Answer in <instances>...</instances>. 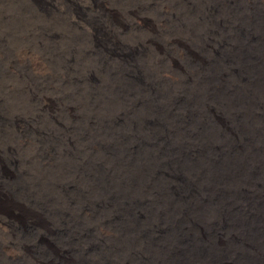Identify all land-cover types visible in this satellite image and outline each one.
<instances>
[{
	"label": "rangeland",
	"instance_id": "rangeland-1",
	"mask_svg": "<svg viewBox=\"0 0 264 264\" xmlns=\"http://www.w3.org/2000/svg\"><path fill=\"white\" fill-rule=\"evenodd\" d=\"M214 6H217V9ZM230 6L232 7L229 9ZM204 11L207 15L203 13ZM254 20L257 22L255 23ZM254 23L259 25L256 26ZM263 25L264 0H0V191L3 192V196L0 192V215L8 212L13 219L11 229L0 224V264H77V262L78 264H149L150 262V264H162L164 259L170 260L173 257H177L176 261L180 260L179 264H197L198 261H202V258L210 259L214 264H238L228 260V254L225 253L229 250L231 241L224 237L235 233L236 229L248 232L250 235H256L257 231L260 233L264 230V204H262L263 210L250 211L248 207L241 204V201L233 198L227 207L229 209L218 211L217 201L208 198L200 206L201 209L190 211L184 206L182 208L179 202L172 200L171 174L187 182L188 188L191 187L192 191L198 190H195L192 184L195 179L188 181V178L193 172L198 174V169L201 170L207 158L212 157L215 152L213 147L217 140H214L212 131L217 126L211 118L205 117V106L207 104L214 106L213 101H216L217 106L214 108L218 110V115L228 120L231 126L234 125V129L237 130L238 125L242 124L246 137L249 133L251 137L255 135L252 127L256 128L259 123H256L257 121H254L251 115L241 114L240 120L237 119L234 123L226 100H236L241 104L245 98L248 101L246 108L250 105L253 106L252 108L254 105L264 107L261 94L256 87L258 82L256 72L259 66L257 63H260V59L256 56L247 57L250 61L252 60L250 63L249 60L245 62L244 57H241L242 53L248 52L247 48L251 49V45L254 46L252 48L262 47ZM205 37L211 38L205 39ZM153 44H156L158 49ZM182 48L187 49L194 60L180 57ZM236 50L241 51V54ZM221 60H229L233 64L232 67L236 68L238 76L235 77V74H226V72L223 76L221 73L224 72L225 66ZM161 61L162 63H158ZM173 64L179 66L181 70H176ZM171 68H174L175 73L171 74L169 71ZM213 74L216 75L214 78H212ZM231 76L232 80L229 79ZM240 80L243 84H240ZM235 85L240 86L238 88ZM241 86L248 91L249 96L239 97L242 94L239 92V90L242 92ZM172 88L173 90H170ZM197 98H201L199 100L203 102H199ZM158 111L160 113H157ZM192 114H194L193 117ZM196 126L198 129L195 128ZM250 138L247 139L255 143L260 141V145L263 146L261 150H264V130L260 131L257 137L255 135L254 139ZM226 139L222 138L221 141L224 143ZM247 144L248 141L241 142V148L245 151L247 159L254 158L255 153L250 151V146ZM173 147L177 149L174 150ZM191 156L192 159L193 157L196 159L192 160ZM249 163V169L247 168L249 176L254 180L259 178L261 181L259 183L262 184L264 169L254 164V161ZM193 165L197 168H192ZM209 166L210 163L205 166L206 169H209ZM134 171L140 174L132 175ZM160 176L162 178H159ZM164 176L171 180L166 178L168 181H165ZM158 179L159 184H156ZM198 179H200L199 175ZM211 179V176H207L203 185L209 186ZM138 182H142L141 185ZM149 191H152V194ZM183 191L182 188L180 192L184 193ZM148 192L149 196H147ZM165 192L169 194L165 195ZM240 193L247 195V193ZM172 202V207L176 205L174 209L171 207ZM168 206L171 208L168 209ZM170 209L173 210L169 212ZM180 209H184L186 213H181ZM143 212L146 217L148 216L147 218ZM166 214L169 215L168 218ZM239 215L241 217H237ZM175 216L179 219L177 220ZM151 217L154 218L150 219ZM128 218L131 220L129 221ZM170 218H174L176 222ZM254 222H257L256 225ZM141 225L145 228H141ZM104 228H112L113 232L106 234ZM179 229L181 233L177 232L180 231ZM195 230L200 234L193 235L196 234ZM111 234L113 239L110 238ZM179 241L180 243H177ZM147 242L151 245L148 243V246ZM180 245L183 248L181 254L171 257L169 250ZM118 246H120L119 249ZM221 249L226 251L222 252Z\"/></svg>",
	"mask_w": 264,
	"mask_h": 264
},
{
	"label": "bare ground",
	"instance_id": "bare-ground-1",
	"mask_svg": "<svg viewBox=\"0 0 264 264\" xmlns=\"http://www.w3.org/2000/svg\"><path fill=\"white\" fill-rule=\"evenodd\" d=\"M99 1V0H98ZM210 1V0H209ZM221 1V0H220ZM245 1V0H244ZM95 2V1H94ZM205 2V1H204ZM207 2V1H206ZM218 2V1H217ZM216 2V3H217ZM227 2V1H226ZM233 2V1H232ZM98 3V2H97ZM210 3V2H209ZM208 3V4H209ZM220 3V2H219ZM219 3H217V4H219ZM242 3V2H241ZM261 3V2H260ZM28 4H30V3H28ZM38 4V3H37ZM199 4V3H198ZM216 4V5H217ZM87 6H88V4H86ZM104 5V4H103ZM165 5V4H164ZM205 5V4H204ZM221 5V4H220ZM230 5H234V4H230ZM239 5V4H238ZM237 5V6H238ZM257 5V4H256ZM212 6H213V3H212ZM222 6V5H221ZM220 6V7H221ZM236 6V7H237ZM240 6V5H239ZM144 7V6H143ZM215 7V6H214ZM217 7V6H216ZM215 7V8H216ZM219 7V6H218ZM232 6H230L229 7V9L231 8ZM235 7V8H236ZM254 7V6H253ZM93 8V7H92ZM222 8V7H221ZM225 8V7H224ZM251 8H252V6H251ZM95 9H96V7H95ZM108 9V8H107ZM169 9V8H168ZM217 9V8H216ZM218 9H220V8H218ZM212 10V9H211ZM248 10H249V8H248ZM29 11V10H28ZM35 11V10H34ZM38 11V10H37ZM206 11V10H205ZM205 11L203 12V13H205ZM218 11V10H217ZM247 11V10H246ZM33 12V11H32ZM89 12H90V10H89ZM88 12V13H89ZM113 12V11H112ZM134 12V11H133ZM139 12V11H138ZM225 12V11H224ZM223 12V13H224ZM227 12V11H226ZM236 12V11H235ZM241 12V11H240ZM255 12V11H254ZM256 12H258V11H256ZM260 12V11H259ZM258 12V13H259ZM75 13V12H74ZM91 13V12H90ZM96 13V12H95ZM209 14H210V12H208ZM221 13V12H220ZM245 13V12H244ZM45 14V13H44ZM60 14V13H59ZM138 14V13H137ZM163 14V13H162ZM166 14V13H165ZM206 15H207V13H205ZM214 14V13H213ZM213 14H211V15H213ZM51 15V14H50ZM77 15H79L78 13H77ZM127 15H129V13L127 14ZM126 15V16H127ZM144 15V14H143ZM164 15V14H163ZM215 15V14H214ZM217 15H219V14H217ZM238 15V14H237ZM242 15V14H241ZM246 15H247V13H246ZM258 15V14H257ZM261 15V14H260ZM110 16H111V14H110ZM109 16V17H110ZM124 16V15H123ZM136 16V15H135ZM138 16V15H137ZM245 15H243V17H244ZM248 16V15H247ZM78 17V16H77ZM105 17V16H104ZM142 17V16H141ZM219 18H221L220 16H218ZM228 17V16H227ZM233 17V16H232ZM242 17V16H241ZM246 17V16H245ZM259 17V16H258ZM6 18V17H5ZM102 18V17H101ZM114 18V17H113ZM112 18V19H113ZM124 18V17H123ZM130 18H131V16H130ZM139 18H140V16H139ZM147 18V17H146ZM205 18H207V17H205ZM216 18H217V16H216ZM216 18H215V20H216ZM225 18V17H224ZM224 18H223V20H224ZM257 18V17H256ZM262 18V17H261ZM86 19V18H85ZM105 19H106V17H105ZM149 19V18H148ZM200 19V18H199ZM214 19V18H213ZM251 19H254V18H251ZM260 19V18H259ZM258 19V20H259ZM83 20V19H82ZM89 20V19H88ZM103 20V19H102ZM115 20V19H114ZM158 20V19H157ZM169 20V19H168ZM214 20V21H215ZM217 20H219V19H217ZM230 20V19H229ZM228 20V21H229ZM231 20H233V18L231 19ZM250 20V19H249ZM257 20V19H256ZM256 20H254L255 21V23L258 21H256ZM17 21V20H16ZM80 21V20H79ZM98 21V20H97ZM104 21V20H103ZM122 21V20H121ZM161 21V20H160ZM163 21V20H162ZM7 22V21H6ZM21 22V21H20ZM34 22V21H33ZM48 22V21H47ZM90 22V21H89ZM91 22H93V21H91ZM108 22H109V20H108ZM164 22H166V21H164ZM210 22V21H209ZM219 22H221V20H219ZM226 22H227V20H226ZM238 22V21H237ZM81 23V22H80ZM101 23V22H100ZM144 23V22H143ZM234 23H236V22H234ZM248 23V22H247ZM252 23V22H251ZM254 23V24H255ZM259 23V22H258ZM261 23V22H260ZM35 24V23H34ZM86 24V23H85ZM91 24V23H90ZM134 23H132V25H133ZM208 24V23H207ZM239 24V23H238ZM237 24V25H238ZM249 24V23H248ZM96 25V24H95ZM127 26H128V23L126 24ZM132 25H130L129 24V26H132ZM256 25V24H255ZM257 25H259V24H257ZM256 25V26H257ZM92 26V25H91ZM90 26V27H91ZM94 26V25H93ZM264 26V25H263ZM35 27V26H34ZM261 27V26H260ZM73 28V27H72ZM149 28V27H148ZM218 28V27H217ZM220 28V27H219ZM238 28V27H237ZM258 28V27H257ZM88 29V28H87ZM95 29V28H94ZM108 29V28H107ZM145 29H146V27H145ZM206 29H209V28H206ZM206 29H205V31H206ZM253 29V28H252ZM255 29V28H254ZM20 30V29H19ZM43 30V29H42ZM185 30H187V28L185 29ZM221 30V29H220ZM223 30V29H222ZM259 30H260V28H259ZM55 31V30H54ZM80 31V30H79ZM87 31H91V30H87ZM213 31V30H212ZM214 31H216V30H214ZM86 32V31H85ZM122 32V31H121ZM124 32V31H123ZM211 32V31H210ZM218 32V31H217ZM246 32H248V31H246ZM261 32V31H260ZM28 33V32H27ZM106 33H108V32H106ZM142 33V32H141ZM261 33H263V32H261ZM260 33V34H261ZM218 34V33H217ZM108 35V34H107ZM213 35V34H212ZM154 36V35H153ZM163 36V35H162ZM215 36V35H214ZM60 37V36H59ZM78 37V36H77ZM92 37V36H91ZM150 37V36H149ZM156 37H158L157 35H156ZM160 37V36H159ZM101 38V37H100ZM171 38V37H170ZM208 38H211V37H208ZM207 37H205V39H208ZM214 38H217V37H214ZM219 38V37H218ZM93 39V38H92ZM152 39V38H151ZM157 39V38H156ZM155 39V40H156ZM179 39H180V37H179ZM261 39V38H260ZM88 40V39H87ZM91 40V39H90ZM101 40V39H100ZM106 40V39H105ZM113 40V39H112ZM150 40V39H149ZM153 40V39H152ZM151 40V41H152ZM160 40V39H159ZM189 40V39H188ZM142 41H143V39H142ZM156 41H158V40H156ZM173 41V40H172ZM257 41V40H256ZM144 42H146L145 40H144ZM188 42V41H187ZM194 42V41H193ZM223 42V41H222ZM202 43V42H201ZM219 43V42H218ZM260 43V42H259ZM94 44V43H93ZM200 44V43H199ZM48 45H50V44H48ZM55 45V44H54ZM95 45V44H94ZM154 45V47L156 48V49H158V47H157V45L156 44H153ZM172 45V44H171ZM234 45H235V43H234ZM241 45V44H240ZM51 46V45H50ZM57 46V45H56ZM114 46H116V45H114ZM114 46H113V48H114ZM119 46V45H118ZM184 46V45H183ZM220 46V45H219ZM250 46V45H249ZM41 47V46H40ZM77 47V46H76ZM94 47V46H93ZM171 47V46H170ZM177 47V46H176ZM252 47H254L253 45H251V49L249 50V48H247L248 49V52H246V53H240L241 51H239V50H236V52L237 53H240L241 54V57H244V59H245V62L246 61H248L249 60V58L250 57H252V56H256L258 59H260V63H257V64H259V66H258V73L256 72V80L258 81L257 82V89H258V92L261 94V97H262V104L264 105V44L262 45V47H259V48H252ZM67 48V47H66ZM165 48V47H164ZM180 48V47H179ZM244 48V47H243ZM103 49V48H102ZM105 49V48H104ZM123 49V48H122ZM181 49V48H180ZM223 49V48H222ZM230 49H232V47H230ZM3 50V49H2ZM29 50V49H28ZM82 50V49H81ZM110 50V49H109ZM162 50V49H161ZM160 50V51H161ZM168 50V49H167ZM229 50V49H228ZM122 51V50H121ZM178 51V50H177ZM181 51V50H180ZM179 51V52H180ZM222 51V50H221ZM101 52V51H100ZM111 52H113V51H111ZM158 52V51H157ZM156 52V53H157ZM102 53V52H101ZM162 53V52H161ZM172 53V52H171ZM178 53V52H177ZM195 53V52H194ZM236 53V55H237V58H238V54ZM109 54V53H108ZM223 54V53H222ZM244 54V55H243ZM121 55H122V53H121ZM181 55L182 56H180V57H184V58H186V59H191V60H194L193 58V56H192V54L187 50V49H184V48H182V52H181ZM109 56V55H108ZM112 56V55H111ZM114 56V55H113ZM167 56V55H166ZM174 56H175V54H174ZM173 56V57H174ZM196 56V55H195ZM213 56V55H212ZM230 56V55H229ZM38 57V56H37ZM63 57V56H62ZM172 57V56H171ZM197 57V56H196ZM240 57V58H241ZM247 57H249V58H247ZM165 58V57H164ZM163 58V59H164ZM253 58V57H252ZM33 59V58H32ZM44 59V58H43ZM74 59V58H73ZM115 59V58H114ZM239 59V58H238ZM156 60V59H155ZM176 60V59H175ZM5 61V60H4ZM115 61H117L116 59H115ZM169 61H170V59H169ZM182 61V60H181ZM222 62H223V65L225 66V69H224V72L223 73H221L223 76H225L226 74H229V73H231V74H235L234 76L235 77H237L238 76V74H237V72H236V68H234V67H232V63L228 60H221ZM252 61V60H251ZM251 61L249 60V62L251 63ZM37 62V61H36ZM67 62V61H66ZM174 62V61H173ZM173 62H171V64L173 63ZM176 62V61H175ZM158 63H162V61L161 62H158ZM182 63V62H181ZM221 63V62H220ZM254 63V62H253ZM8 64V63H7ZM166 64H168V62L166 63ZM215 64H216V62L214 63V66H215ZM222 64V63H221ZM9 65V64H8ZM187 65V64H186ZM185 65V66H186ZM248 65V64H247ZM246 65V66H247ZM48 66V65H47ZM55 66V65H54ZM75 66V65H74ZM173 66H174V68H176V70L177 69H179V70H181L180 69V67L179 66H177L176 64H173ZM244 66V65H243ZM187 67V66H186ZM216 67V66H215ZM237 67V66H236ZM174 68H171V70H169V71H171V74L172 73H175L174 71ZM206 68V67H205ZM217 68H218V66H217ZM159 69V68H158ZM188 69V68H187ZM201 69V68H200ZM211 69V68H210ZM253 69V68H252ZM43 70H44V68H43ZM73 70V69H72ZM86 70V69H85ZM137 70V69H136ZM186 70V69H185ZM254 70V69H253ZM14 71V70H13ZM42 71V70H41ZM193 71V70H192ZM216 71V70H215ZM39 73V71H36V73ZM138 72V71H137ZM161 71H159V73H160ZM198 73H199V71H197ZM204 72H205V70H204ZM207 72V71H206ZM225 72H226V74H225ZM254 72V71H253ZM44 73V72H43ZM75 73V72H74ZM105 73V72H104ZM153 73V72H152ZM6 74V73H5ZM39 74H41V73H39ZM45 74V73H44ZM44 74H42V75H44ZM63 74V73H62ZM187 74H188V72H187ZM197 74V73H196ZM212 74V73H211ZM29 75V74H28ZM183 75H184V73H183ZM208 75V74H207ZM206 75V76H207ZM210 75V74H209ZM214 75V74H213ZM12 76V75H11ZM41 76V75H40ZM71 76V75H70ZM165 76V75H164ZM195 76V75H194ZM216 75H214V76H212V78H214ZM222 76V77H223ZM64 77V76H63ZM142 77V76H141ZM200 77V76H199ZM73 78V77H72ZM177 78V77H176ZM217 78V77H216ZM221 78V77H220ZM245 78V77H244ZM14 79V78H13ZM142 79H143V77H142ZM210 79V78H209ZM229 79H231L232 80V76H231V78H229ZM229 79H228V81H229ZM5 80V79H4ZM47 80V79H46ZM167 80V79H166ZM176 80H179V79H176ZM231 80H230V82H231ZM235 80V79H234ZM239 80V79H238ZM199 81V80H198ZM197 81V82H198ZM121 82V81H120ZM148 82H149V80H148ZM172 82V81H171ZM236 83H237V81H235ZM17 83V82H16ZM132 83V82H131ZM159 83V82H158ZM166 83V82H165ZM173 83V82H172ZM171 83V84H172ZM185 83V82H184ZM234 83V82H233ZM151 84V83H150ZM160 84V83H159ZM170 84V83H169ZM170 84V85H171ZM174 84V83H173ZM240 84H243V81L242 80H240ZM3 85V84H2ZM41 85V84H40ZM66 85V84H65ZM174 85H177V83L176 84H174ZM179 85V84H178ZM215 85V84H214ZM222 85V84H221ZM230 85V84H229ZM249 85H251V84H249ZM60 86H62V85H60ZM151 86V85H150ZM149 86V87H150ZM186 86V85H185ZM227 86V85H226ZM238 86H240V85H238ZM238 86H236L235 85V87H238ZM252 86V85H251ZM31 87V86H30ZM34 87V86H33ZM173 87H175V86H173ZM178 87V86H177ZM177 87H175V88H177ZM194 87V86H193ZM53 88V87H52ZM62 88V87H61ZM239 88V87H238ZM158 89H160V88H158ZM182 89H184V88H182ZM189 89V88H188ZM240 89H242V92H241V90H239V92H240V98H244V96H249L248 94V91L244 88V87H240ZM140 90V89H139ZM138 90V91H139ZM169 90V89H168ZM170 90H173V88L172 89H170ZM177 90V89H176ZM231 90V89H230ZM186 91V90H185ZM218 90H216V92H217ZM203 92V91H202ZM35 94V93H34ZM195 94H197V93H195ZM208 94V93H207ZM230 94H231V92H230ZM237 94V93H236ZM101 95V94H100ZM114 95V94H113ZM148 95V94H147ZM167 95V94H166ZM175 95V94H174ZM178 95H179V93H178ZM200 95V94H199ZM223 95V94H222ZM228 95V94H227ZM201 96H202V94H201ZM205 96H209V95H205ZM230 96V95H229ZM229 96H227V97H229ZM146 97V96H145ZM169 97V96H168ZM171 97V96H170ZM180 97V96H179ZM181 97H183V95L181 96ZM193 97V96H192ZM210 97H212V96H210ZM209 97V99H211ZM214 97V96H213ZM224 97V96H223ZM226 97V98H227ZM232 97V96H231ZM31 98V97H30ZM166 98V97H165ZM202 98V97H201ZM201 98H197L198 100L199 99H201ZM26 99V98H25ZM37 99V98H36ZM62 99V98H61ZM189 99V98H188ZM205 99V98H204ZM216 99V98H215ZM235 99V98H234ZM148 100V99H147ZM190 100V99H189ZM217 100V99H216ZM221 100H223V99H221ZM245 100V101H244ZM244 100L242 101L243 103H241L240 104V102L239 103H237V101L235 100V101H233L232 99H228V100H226V104H228L227 106H228V108H226L225 107V109H228V110H230L229 112H230V115H231V117H232V120H234V123H236L237 121V119H239L240 120V114L241 115H246V116H250L251 115V118L252 119H254V121H257L256 123H259V124H257V126H256V128H253L252 127V129L254 130V134L256 135V137H257V135L258 134H260V131L262 132L263 130H264V107H262V106H260V107H257L256 105H254V108H252L253 106L252 105H250V107H245L246 105H247V103H248V101H247V99H245L244 98ZM177 101V100H176ZM181 101V100H180ZM202 100H199V102H201ZM206 101H208V100H206ZM205 101V102H206ZM211 101V100H210ZM161 102H162V100H161ZM169 102V101H168ZM190 102V101H189ZM203 102V101H202ZM251 102V101H250ZM249 102V103H250ZM144 102L142 101V104H143ZM154 103V102H153ZM198 103V102H197ZM212 103H214V106H217V105H215V103H216V101H213ZM218 103V102H217ZM219 103H220V100H219ZM222 103V102H221ZM14 104V103H13ZM204 104V103H203ZM223 104V103H222ZM239 104V105H238ZM243 104V105H242ZM9 105V104H8ZM169 105V104H168ZM168 105H166V106H168ZM187 105V104H186ZM206 105V104H205ZM84 106V105H83ZM93 106V105H92ZM102 106V105H101ZM160 106V105H159ZM174 106V105H173ZM184 107H185V105H183ZM187 106H189V105H187ZM204 106V105H203ZM214 106L212 105V104H207V106H205V117H206V119H212L213 121H214V124L216 123V126H217V128L216 127H214V131H212L213 132V134H214V140H217V142H216V144L214 145V147H213V149H214V151L215 152H213L214 154H213V156L212 157H210V158H207V160H206V163H207V161H209L208 162V164L210 163V166H211V168H210V166L208 167L209 169H206V167L205 166H207L206 165V163L204 164L203 162H202V164H204L205 166L203 167L204 168V170H203V168L201 169V170H199L198 169V174H195L194 172L192 173V174H189L190 175V178H188V181H189V179L190 180H193V179H195V180H193V182L194 183H192L194 186H195V190H197V191H192L191 190V187L190 188H188V185L185 183V181L184 180H182L179 176H172V174H171V178L173 179V183L171 182V192H172V197H173V199L172 200H174L175 202H179V204L182 206V208H183V206L185 207V208H187L188 210H192V209H195L196 211H198L197 209H199L200 208V206L201 205H203L204 203H205V201H206V199L208 200V198L209 199H211V200H213V201H217V205L219 206L218 208V211H222L223 209H229V208H227V207H229V202L234 198V199H238L239 201H241L242 203L241 204H243L244 206H246V207H248L249 208V210L250 211H252V210H263V205L262 204H264V185L263 186H261L262 184H264V182H262V184H260L259 182H261V181H259V178L258 179H253L252 177H250L249 176V174H248V165H250V163L249 162H251V161H254L255 163L254 164H257V166H259L260 168H263L264 169V150H261V146L262 145H260V141H258L259 143H255L254 141H250V140H248L247 138H250L251 136V133H249L248 135H247V137L245 136V133H244V131H245V128H244V126L242 125V124H240V126L238 125V127H237V130H236V128L234 129L233 127H234V125L233 126H231L230 125V122H228V120H224V118L223 117H221V116H219L218 115V110H215V108H214ZM221 106V105H220ZM17 107V106H16ZM171 106H169V108H170ZM194 107H196V106H194ZM257 107V108H256ZM169 108H167V109H169ZM220 109H221V107H219ZM218 108V109H219ZM222 108H223V106H222ZM200 109H201V107H200ZM20 110V109H19ZM202 110V109H201ZM155 111V110H154ZM183 111V110H182ZM197 111V110H196ZM4 112H5V110H4ZM22 112V111H21ZM161 112H163V111H161ZM198 112V111H197ZM203 112V111H202ZM29 113V112H28ZM157 113H160L159 111L157 112ZM221 113H223V112H221ZM175 114H176V112H175ZM191 114V113H190ZM200 114V113H199ZM225 114V113H224ZM99 115V114H98ZM176 115H178V114H176ZM179 115H181V114H179ZM189 115V114H188ZM193 115L194 114H192V117H193ZM201 115V114H200ZM62 116V115H61ZM140 116H143V115H140ZM158 116V115H157ZM199 115H197V117H198ZM226 116V115H225ZM243 116V117H244ZM58 117V116H57ZM135 117V116H134ZM196 117V118H197ZM34 118V117H33ZM90 118H92V117H90ZM136 118V117H135ZM140 118H142V117H140ZM139 118V119H140ZM169 118V117H168ZM191 118V117H190ZM245 118V117H244ZM139 119H138V121H139ZM195 119V118H194ZM243 118L241 117V120H242ZM26 120V119H25ZM52 120V119H51ZM50 120V121H51ZM142 120H143V118H142ZM153 120V119H152ZM167 120V119H166ZM248 120V119H247ZM246 120V121H247ZM40 122V121H39ZM131 122V121H130ZM158 122V121H157ZM177 122V121H176ZM179 122V121H178ZM184 122V121H183ZM187 122V121H186ZM186 122H184V123H186ZM201 122H202V120H201ZM210 122V121H209ZM98 123V122H97ZM132 123V122H131ZM181 123V122H180ZM1 124V123H0ZM127 124V123H126ZM142 124V123H141ZM183 124V123H182ZM238 124V123H237ZM250 124V123H249ZM31 125V124H30ZM105 125V124H104ZM134 125V124H133ZM140 125V124H139ZM188 125H189V123H188ZM206 125H209V124H206ZM251 125H252V123H251ZM251 125H249V126H251ZM28 126V125H27ZM136 126V125H135ZM138 126V125H137ZM148 126V125H147ZM187 126V125H186ZM195 126V125H194ZM198 126V125H197ZM197 126L195 127V128H197ZM200 126H201V124H200ZM205 126V125H204ZM255 126V125H254ZM139 127V126H138ZM161 127H162V125H161ZM183 127H185V126H183ZM202 127V126H201ZM145 128V127H144ZM175 128V127H174ZM202 128H205V127H202ZM5 129V128H4ZM136 129V128H135ZM134 129V130H135ZM168 129V128H167ZM179 129V128H178ZM186 129V128H185ZM198 129V128H197ZM206 129V128H205ZM149 130V129H148ZM151 130V129H150ZM181 130V129H180ZM188 130H190V129H188ZM188 130H187V132H188ZM164 131V130H163ZM168 131V130H167ZM198 130H196V132H197ZM209 131V130H208ZM77 132V131H76ZM112 132V131H111ZM150 132V131H149ZM170 132H172V131H170ZM170 132H168V134L170 133ZM253 132V131H252ZM80 133V132H79ZM67 134H69V133H67ZM166 136H168L167 134H165ZM172 135V134H171ZM186 135V134H185ZM193 135V134H192ZM255 135H253V137L255 136ZM148 136V135H147ZM154 136V135H153ZM159 136V135H158ZM164 136V135H163ZM9 137V136H8ZM155 137V136H154ZM156 137H157V135H156ZM188 137V136H187ZM198 137V136H197ZM209 137V136H208ZM253 137H251L252 139H254ZM260 137V136H259ZM133 138V137H132ZM143 138H145L144 136H143ZM151 138V137H150ZM176 138V137H175ZM181 138V137H180ZM222 138H227L226 140H225V142L223 143L222 141H221V139ZM250 138V139H251ZM261 138H263V137H261ZM53 139V138H52ZM135 139V138H134ZM148 139V138H147ZM152 139V138H151ZM247 139V140H246ZM39 140V139H38ZM87 140V139H86ZM140 140V139H139ZM142 140V139H141ZM145 140V139H144ZM181 140H182V138H181ZM49 141V140H48ZM136 141V140H135ZM165 141V140H164ZM172 141V140H171ZM170 141V143H172ZM175 141V140H174ZM177 141V140H176ZM187 141V140H186ZM186 141H184L185 143H186ZM205 141V140H204ZM246 142V141H248V144H249V146H250V151L252 152L253 151V153H255V157L254 158H248L247 159V155H246V153H245V151L241 148V142L243 143V142ZM167 142V141H166ZM169 142V141H168ZM105 143V142H104ZM136 143V142H135ZM188 143V142H187ZM203 143V142H202ZM226 143V144H225ZM62 144V143H61ZM88 144V143H87ZM90 144H92V143H90ZM143 144H145V143H143ZM196 144H198V143H196ZM247 144V145H248ZM263 144V143H262ZM165 145V144H164ZM164 145H162V146H164ZM182 145H183V143H182ZM190 145V144H189ZM193 145V144H192ZM131 146V145H130ZM162 146L160 147V148H162ZM167 146V145H166ZM169 146H170V144H169ZM177 146V145H176ZM61 147V146H60ZM149 147V146H148ZM183 147V146H182ZM185 147H187V145L185 146ZM190 147V146H189ZM188 147V148H189ZM196 147V146H195ZM194 147V148H195ZM84 148V147H83ZM132 148V147H131ZM156 148V147H155ZM169 148V147H168ZM174 148V147H173ZM177 148H178V146H177ZM177 148H174V150L175 149H177ZM187 148V149H188ZM262 148H263V146H262ZM39 149V148H38ZM70 149V148H69ZM87 149V148H86ZM152 149V148H151ZM157 149V148H156ZM164 149V148H163ZM184 149V148H183ZM135 150V149H134ZM170 150V149H169ZM180 150V149H179ZM178 150V151H179ZM246 150V149H245ZM153 151V150H152ZM173 151V150H172ZM186 151V150H185ZM196 151V150H195ZM155 152V151H154ZM153 152V153H154ZM112 153V152H111ZM151 153V152H150ZM170 153V152H169ZM176 153H177V150H176ZM43 154V153H42ZM59 154V153H58ZM62 154V153H61ZM97 154V153H96ZM165 154V153H164ZM175 154V153H174ZM114 155V154H113ZM177 155H179V153L177 154ZM210 155V154H209ZM208 155V156H209ZM26 156V155H25ZM42 156V155H41ZM161 156V155H160ZM204 156H207V155H205L204 154ZM252 156V155H251ZM116 157V156H115ZM167 156H165V158H166ZM260 157H262L263 159H261ZM122 158V157H121ZM161 158V157H160ZM162 158H164L163 156H162ZM185 158V157H184ZM183 158V159H184ZM187 158V157H186ZM203 158V157H202ZM260 158V159H259ZM29 159V158H28ZM153 159V158H152ZM188 159H189V157H188ZM191 159H192V156H191ZM193 159H196V158H194L193 157ZM192 159V160H193ZM200 159V158H199ZM198 159V160H199ZM259 159V160H258ZM36 160V159H35ZM127 160V159H126ZM82 161V160H81ZM120 161V160H119ZM118 161V162H119ZM182 161V160H181ZM180 161V162H181ZM188 161H190V159L188 160ZM203 161V160H202ZM114 162V161H113ZM127 162V161H126ZM186 162V161H185ZM200 162V161H199ZM199 162H197V163H199ZM32 163V162H31ZM121 163V162H120ZM156 163H157V161H156ZM187 163V162H186ZM197 163H195V164H197ZM177 164V163H176ZM179 164V163H178ZM181 164V163H180ZM188 165H190L189 163H187ZM193 164V163H192ZM200 164V163H199ZM247 164V165H246ZM26 165V164H25ZM183 165V164H182ZM171 166V165H170ZM199 166H201V164L199 165ZM90 167V166H89ZM136 167V166H135ZM151 167V166H150ZM175 167V166H174ZM195 167V165H193V167L192 168H194ZM250 167V166H249ZM31 168V167H30ZM37 168V167H36ZM132 168V167H131ZM137 168V167H136ZM176 168V167H175ZM185 168V167H184ZM195 168H197V167H195ZM248 168V169H247ZM251 168V167H250ZM41 169V168H40ZM135 169V168H134ZM138 169V168H137ZM137 169H136V171H137ZM152 169V168H151ZM173 169V168H172ZM140 170H142V169H140ZM177 170V169H176ZM51 171V170H50ZM53 171V170H52ZM139 171V170H138ZM144 171H145V169H144ZM150 171V170H149ZM162 171V170H161ZM178 171V170H177ZM177 171H175V172H177ZM189 171V170H188ZM236 171V172H235ZM42 172V171H41ZM131 172V171H130ZM140 172V171H139ZM138 172V173H139ZM187 172V171H186ZM226 172V173H225ZM235 172V173H234ZM238 172V174H236ZM36 173V172H35ZM126 173V172H125ZM137 173V172H132V175H135V174ZM137 173V174H138ZM150 173V172H149ZM173 173V172H172ZM256 173V172H255ZM140 174V173H139ZM169 174V175H170ZM178 174V173H177ZM187 174H188V172H187ZM243 174V175H242ZM262 174V173H261ZM33 175V174H32ZM75 175V174H74ZM126 175V174H125ZM141 175H143V174H141ZM151 175V174H150ZM154 175V174H153ZM166 176H168V174H165ZM198 175H199V178L200 179H198ZM43 176V175H42ZM114 176V175H113ZM130 176V175H129ZM136 176H138V175H136ZM155 176H156V174H155ZM166 176H164L165 177V179L167 178ZM207 176H211V184L209 185V186H205V185H203L204 184V179L207 177ZM258 176V175H257ZM3 177H5V176H3ZM7 177V176H6ZM11 177V176H10ZM16 177V176H15ZM135 177V176H134ZM141 177V176H140ZM157 177V176H156ZM168 177H170V176H168ZM256 177V176H255ZM264 177V176H263ZM73 178V177H72ZM115 178H117V177H115ZM128 178V177H127ZM159 178H162L161 176L159 177ZM171 178H167V179H169V180H171ZM187 178V177H186ZM192 178V179H191ZM222 178H224V179H226L225 181L223 180V181H221L220 179H222ZM19 179V178H18ZM155 179V178H154ZM165 180V181H168V180ZM114 180V179H113ZM130 180V179H129ZM148 180V179H147ZM163 180V179H162ZM209 180V179H208ZM216 180H220V181H216ZM67 181V180H66ZM117 181V180H116ZM122 181V180H121ZM127 181V180H126ZM146 181V180H145ZM144 181V182H145ZM152 181V180H151ZM156 181V180H155ZM33 182V181H32ZM31 182V183H32ZM38 182V181H37ZM83 182V181H82ZM99 182V181H98ZM125 182V181H124ZM162 182H164V180L162 181ZM199 182V186H197V183ZM15 183V182H14ZM13 183V184H14ZM72 183V182H71ZM128 183V182H127ZM139 183V182H138ZM141 183L142 182H140L139 183V185H141ZM154 183V182H153ZM152 183V184H153ZM37 184H39V183H37ZM122 184V183H121ZM156 184H159V179H158V183H156ZM156 184H153L154 186H156ZM189 185H190V183H188ZM35 185V184H34ZM68 185V184H67ZM138 185V186H139ZM143 185H144V183H143ZM142 185V187H144ZM150 185V184H149ZM161 185V184H160ZM1 186V185H0ZM94 186V185H93ZM120 186V185H119ZM125 186V185H124ZM137 186V187H138ZM151 186V185H150ZM149 186V187H150ZM116 187H117V185H116ZM130 187V186H129ZM129 187H127V188H129ZM137 187H136V189H137ZM153 187V186H152ZM156 187H158V186H156ZM168 187H169V185H168ZM62 188V187H61ZM125 188V187H124ZM159 188V187H158ZM161 188V187H160ZM183 188V192L184 193H182V192H180L181 191V189ZM1 189V188H0ZM78 189V188H77ZM135 189V188H134ZM145 189V188H144ZM143 189V190H144ZM147 189V188H146ZM154 190L153 191H155V188H153ZM166 189V188H165ZM168 189V188H167ZM42 190V189H41ZM116 190H120V189H116ZM43 191V190H42ZM54 191V190H53ZM75 191V190H74ZM130 192H131V190H129ZM162 191H163V189H162ZM165 191H168V190H165ZM1 192V191H0ZM34 192V191H33ZM146 192V191H145ZM145 192H143V193H145ZM151 194H152V191H149ZM148 192V193H149ZM169 192V191H168ZM168 192H165V195L168 193ZM240 192H242V194L243 193H247V195L245 194V195H241V193ZM3 192H1V194H2ZM5 193V192H4ZM71 193V192H70ZM118 193V192H117ZM140 193H141V191H140ZM147 193V192H146ZM150 193L147 195V196H149L150 195ZM154 193V192H153ZM160 193V192H159ZM158 193V194H159ZM59 194V193H58ZM80 194V193H79ZM100 194V193H99ZM103 194V193H102ZM105 194V193H104ZM112 194V193H111ZM110 194V195H111ZM114 194H116V193H114ZM137 194H138V191H137ZM142 194V193H141ZM155 194V193H154ZM153 194V195H154ZM162 194H163V192H162ZM169 194V193H168ZM5 195V194H4ZM8 195H9V193H8ZM124 195V194H123ZM134 195V194H133ZM157 195V194H156ZM161 195V194H160ZM171 195V194H170ZM2 196H3V194H2ZM76 196V195H75ZM111 197V196H110ZM121 197V196H120ZM139 197H140V195H139ZM165 197V196H164ZM171 197V196H170ZM112 198V197H111ZM143 198H145V197H143ZM142 198V199H143ZM163 198V197H162ZM189 198V199H188ZM12 199V198H11ZM91 199V198H90ZM131 199V198H130ZM160 199H161V197H160ZM165 199V198H164ZM126 200V199H125ZM156 200V199H155ZM154 200V201H155ZM157 200H159V199H157ZM1 201V200H0ZM15 201V200H14ZM13 201V202H14ZM28 201V200H27ZM82 201V200H81ZM103 201V200H102ZM152 201V200H151ZM166 201H167V199H166ZM168 201H169V199H168ZM212 201V202H213ZM84 202V201H83ZM109 202V201H108ZM123 202V201H122ZM146 202V201H145ZM158 202V201H157ZM164 202V201H163ZM236 202V201H235ZM5 203V202H4ZM11 203V202H10ZM85 203V202H84ZM93 203V202H92ZM97 203V202H96ZM105 203V202H104ZM130 203H132L131 201H130ZM170 203V202H169ZM240 203V202H239ZM48 204V203H47ZM109 204H112V203H109ZM120 204L122 205V203L120 202ZM158 204V203H157ZM165 204V203H164ZM168 204V203H167ZM172 205H171V207L173 206V202L171 203ZM177 204V203H176ZM238 204V203H237ZM236 204V205H237ZM9 205V204H8ZM12 205V204H11ZM10 205V206H11ZM99 205V204H98ZM125 205V204H124ZM232 206H233V204H231ZM235 205V206H236ZM110 206V205H109ZM114 206V205H113ZM143 206H145V205H143ZM166 206V205H165ZM176 206V205H175ZM174 206V207H175ZM206 206V205H205ZM209 206V205H208ZM207 206V207H208ZM239 206V205H238ZM107 207V206H106ZM120 208H121V206H119ZM119 207H115V208H119ZM153 207V206H152ZM169 207L170 206H168L167 208L169 209ZM170 207V208H171ZM174 207H172L173 209H174ZM123 208V207H122ZM124 208H125V206H124ZM127 209H128V207H126ZM163 209L165 208V207H162ZM212 208V207H211ZM210 208V209H211ZM245 208V207H244ZM36 209V208H35ZM82 209V208H81ZM139 209V208H138ZM172 209V210H173ZM176 209V208H175ZM201 209V208H200ZM208 209H209V207H208ZM8 210V209H7ZM9 210H11V209H9ZM8 210V211H9ZM27 210V209H26ZM124 210V209H123ZM158 210H162V209H158ZM171 209L169 210V212L170 211H172ZM181 210V209H180ZM203 210H204V208H203ZM207 210V209H206ZM234 210H235V208H234ZM1 211V210H0ZM128 211V210H127ZM147 211V210H146ZM156 211V210H155ZM165 211H166V209H165ZM164 211V212H165ZM178 211V210H177ZM177 211H175V213L177 212ZM196 211H194V213L196 212ZM212 211V210H211ZM72 212V211H71ZM74 212V211H73ZM120 212V211H119ZM118 212V213H119ZM137 212H139V211H137ZM160 212V211H159ZM162 212V211H161ZM174 212V211H173ZM210 211H208V213H209ZM254 212V211H253ZM26 213H27V211H26ZM112 213H114V212H112ZM123 213L125 214V212L123 211ZM163 213V212H162ZM168 213V212H167ZM181 213H183V214H185L186 212L184 211V209L183 210H181ZM199 213H200V210H199ZM202 213H204V212H202ZM256 213V212H255ZM258 213H259V211H258ZM29 214H30V212H29ZM29 214L27 215V217L29 216ZM43 214V213H42ZM51 214V213H50ZM158 214V213H157ZM171 214V213H170ZM193 214V213H192ZM206 214V213H205ZM215 214V213H214ZM223 214V213H222ZM232 214H233V212H232ZM249 214V213H248ZM111 215V214H110ZM131 215V214H130ZM143 215H144V212H143ZM167 215V214H166ZM179 214L177 213V216H178ZM195 215H196V213H195ZM219 215V213L217 214V216ZM225 215V214H224ZM263 215H264V213H263ZM123 216V215H122ZM145 216V215H144ZM152 216V215H151ZM168 216L169 215H167V218H168ZM171 216V215H170ZM185 216V215H184ZM212 216H214V215H212ZM212 216H211V218H212ZM216 216V215H215ZM232 216V215H231ZM234 216V215H233ZM245 216V215H244ZM253 216V215H252ZM254 216H255V214H254ZM14 217V216H13ZM18 217V216H17ZM23 217H25L24 216V214H23ZM72 217V216H71ZM93 217V216H92ZM91 217V218H92ZM116 217H118V216H116ZM124 217V216H123ZM133 217V216H132ZM135 218H136V216H134ZM139 217V216H138ZM137 217V218H138ZM148 217V216H147ZM146 216H145V218H147ZM155 217H156V215H155ZM158 217H159V215H158ZM161 217V216H160ZM186 217V216H185ZM184 217V218H185ZM206 217H207V214H206ZM209 217V216H208ZM221 217V216H220ZM237 217H241L240 215L239 216H237ZM236 217V218H237ZM242 217H243V214H242ZM249 217V216H248ZM110 218V217H109ZM121 218V217H120ZM125 218H127L126 216H125ZM154 217H151L150 219H153ZM175 218H176V216H175ZM178 218V217H177ZM176 218V219H177ZM183 218V219H184ZM190 218V217H189ZM217 218V217H216ZM15 219V218H14ZM132 219H134V218H132ZM156 219H158V218H156ZM171 219H174V218H170V220ZM179 219V218H178ZM177 219V220H178ZM181 219V218H180ZM194 219V218H193ZM208 218H206V220H207ZM213 219V218H212ZM218 219H219V217H218ZM263 219V218H262ZM128 220H129V218H128ZM131 220V219H130ZM129 220V221H130ZM134 220H138V219H134ZM166 220V219H165ZM175 220V219H174ZM188 220V219H187ZM190 220V219H189ZM195 220V219H194ZM197 220V219H196ZM200 220V219H199ZM12 221H13V219H12V217L8 214V212L7 213H3L2 215H0V224H3L4 225V227H7V228H10L11 229V227H12ZM115 221V220H114ZM113 221V222H114ZM146 221V220H145ZM151 221V220H150ZM160 221H162V220H160ZM209 221V220H208ZM31 222V221H30ZM127 222V221H126ZM125 222V223H126ZM133 222V221H132ZM147 222V221H146ZM152 222V221H151ZM175 222H176V220H175ZM179 222V221H178ZM243 222V221H242ZM258 222V221H257ZM256 222V223H257ZM260 222V221H259ZM23 223H25V222H23ZM116 223V222H115ZM135 223H136V221H135ZM144 223V222H143ZM142 223V224H143ZM154 223V222H153ZM190 223V222H189ZM225 223V222H224ZM227 223V222H226ZM237 223V222H236ZM244 223V222H243ZM250 223H252V222H250ZM249 223V224H250ZM255 223V222H254ZM256 223H255V225H256ZM112 224V223H111ZM137 224V223H136ZM147 224V223H146ZM146 224H144V225H146ZM166 224V223H165ZM168 224V223H167ZM171 224H172V222H171ZM177 224V223H176ZM215 224V223H214ZM245 224V223H244ZM253 224V223H252ZM264 224V223H263ZM15 225V224H14ZM17 225V224H16ZM39 225V224H38ZM135 225V224H134ZM153 225V224H152ZM152 225H150V227L152 226ZM156 226H157V223L155 224ZM154 225V226H155ZM163 225V224H162ZM161 225V226H162ZM178 225H179V223H178ZM19 226V225H18ZM98 226V225H97ZM131 226V225H130ZM142 226V225H141ZM169 226H171V225H169ZM169 226H168V228H169ZM182 226V225H181ZM204 226H206V225H204ZM220 226V225H219ZM241 226V225H240ZM245 226H247L246 224H245ZM28 227H30V226H28ZM108 227V226H107ZM112 227V226H111ZM121 227V226H120ZM127 227V226H126ZM138 227V226H137ZM149 227V226H148ZM149 227V228H150ZM202 227V226H201ZM213 227V226H212ZM215 227H217V226H215ZM225 227V226H224ZM255 227H257V226H255ZM14 228V227H13ZM16 228V227H15ZM18 228V227H17ZM16 228V229H17ZM19 228H21V226L19 227ZM78 228V227H77ZM141 228H145V227H141ZM154 228H156L157 229V227H154ZM162 228V227H161ZM163 228H165V227H163ZM177 228V227H176ZM187 228V227H186ZM214 228V227H213ZM228 228H231V227H228ZM247 228V227H246ZM35 229V228H34ZM112 228H110V229H108V228H104V232L107 234V233H109V232H113V230H111ZM121 229V228H120ZM151 229H153V227H151ZM166 229V228H165ZM201 229V228H200ZM204 229V228H203ZM207 229V228H206ZM225 229V228H224ZM235 229V228H234ZM7 230V229H6ZM12 230H14V229H12ZM22 230V229H21ZM29 230V229H28ZM132 230H134L133 228H132ZM137 230V229H136ZM139 230V229H138ZM148 230H150V229H148ZM148 230H147V232H148ZM174 230V229H173ZM178 230V229H177ZM180 230V229H179ZM185 230V229H184ZM199 230V229H198ZM20 231V230H19ZM95 231V230H94ZM118 231V230H117ZM135 231V230H134ZM145 231H146V229H145ZM152 231V230H151ZM157 231V230H156ZM165 231V230H164ZM170 231V230H169ZM194 231V230H193ZM201 231V230H200ZM257 231V230H256ZM12 232V231H11ZM14 232V231H13ZM12 232V233H13ZM16 232V231H15ZM45 232V231H44ZM43 232V233H44ZM120 232L122 233V230H120ZM124 232V231H123ZM139 232V231H138ZM146 232V233H147ZM153 232H154V230H153ZM159 232H161V231H159ZM170 232H172V231H170ZM169 232V233H170ZM177 232H182L181 230L180 231H177ZM218 232V231H217ZM224 232H228V231H224ZM258 233L256 234V235H250V233H248V232H244V231H242V230H239V229H236L235 230V233H232V234H228L226 237H224V238H228V239H230V241H231V245H229V250L227 251V253H225V254H228V260H231V261H234L235 263H238V264H264V230H261L260 231V233H259V231H257ZM18 233V232H17ZM43 233H40V234H43ZM117 233V232H116ZM149 233H151V232H149ZM148 233V234H149ZM155 233H157V232H155ZM168 233V234H169ZM173 233V232H172ZM194 233V232H193ZM195 233L196 234H193V235H197V234H200V233H197L196 232V230H195ZM20 234V233H19ZM103 234V233H102ZM101 234V235H102ZM124 234V233H123ZM126 234H128V232L126 233ZM129 234H130V231H129ZM145 234V233H144ZM159 234V233H158ZM167 234V235H168ZM8 235H11V234H8ZM15 235V234H14ZM17 235V234H16ZM22 235V234H21ZM21 235H20V238H21ZM49 235V234H48ZM160 235V234H159ZM178 235V234H177ZM182 235V234H181ZM224 235V234H223ZM12 236V235H11ZM17 236H19V235H17ZM29 236V235H28ZM42 236V235H41ZM149 237H150V234L148 235ZM152 236V235H151ZM170 236V235H169ZM168 236V237H169ZM187 236H189V235H187ZM212 236V235H211ZM120 237V236H119ZM147 237V236H146ZM148 237V238H149ZM157 237V236H156ZM159 237V236H158ZM161 237H163V236H161ZM166 237V236H165ZM173 237H174V239H173ZM172 237V239H173V241H175V236H173ZM177 238H178V236H176ZM13 238V237H12ZM12 238H10V239H12ZM16 238V237H15ZM31 238V237H30ZM29 238V240L31 241V239ZM106 238V237H105ZM110 238H112V234H111V236H110ZM153 238V237H152ZM180 238V237H179ZM217 238V237H216ZM223 238V239H224ZM5 239V238H4ZM9 239V240H10ZM25 239V238H24ZM113 239V238H112ZM123 239V238H122ZM121 239V240H122ZM146 239V238H145ZM163 239V238H162ZM8 240V241H9ZM20 240V239H19ZM26 240H27V238H26ZM33 240V239H32ZM114 240H116V239H114ZM127 240V239H126ZM148 240V239H147ZM146 240V241H147ZM153 239H151V241H152ZM159 240V239H158ZM192 240V239H191ZM204 240V239H203ZM219 240V239H218ZM5 241V240H4ZM13 241V240H12ZM15 241H18V240H15ZM22 241V240H21ZM59 241V240H58ZM103 241V240H102ZM117 241V240H116ZM130 241V240H129ZM140 241V240H139ZM145 241V242H146ZM150 241V242H151ZM156 241V240H155ZM160 241V240H159ZM184 241V240H183ZM224 241V240H223ZM14 242V241H13ZM28 242V241H27ZM38 242V241H37ZM85 242V241H84ZM87 242V241H86ZM131 242V241H130ZM141 242V241H140ZM153 242V241H152ZM152 242H151V244H152ZM216 242V241H215ZM16 243V242H15ZM17 243H19V242H17ZM24 243H25V241H24ZM29 243V242H28ZM36 243V242H35ZM88 243V242H87ZM97 243V242H96ZM113 243V242H112ZM123 244H124V241L122 242ZM142 243H144V242H142ZM148 243L149 242H147V245H148ZM157 243V242H156ZM173 242H171V244H172ZM176 243V242H175ZM177 243H180V241L179 242H177ZM176 243V244H177ZM189 243V242H188ZM204 243V242H203ZM202 243V244H203ZM209 243V242H208ZM208 243H207V245H208ZM217 243V242H216ZM8 244V243H7ZM26 245H27V243H25ZM33 244V243H32ZM98 244V243H97ZM114 244V243H113ZM120 244V243H119ZM122 244V245H123ZM150 244V243H149ZM150 244V245H151ZM155 244V243H154ZM158 244V243H157ZM183 244V243H182ZM186 244V243H185ZM189 244H191V243H189ZM201 244V243H200ZM205 244V243H204ZM219 244V243H218ZM227 244V243H226ZM9 245V244H8ZM29 245V244H28ZM35 245V244H34ZM73 245V244H72ZM125 245H127V244H125ZM136 245V244H135ZM198 245V244H197ZM223 245V244H222ZM5 246V245H4ZM10 246V245H9ZM16 246H17V244H16ZM21 246V245H20ZM19 246V247H20ZM25 246V245H24ZM91 246V245H90ZM149 246V245H148ZM166 246H168V245H166ZM211 246V245H210ZM119 247L120 246H118V249H119ZM127 247H128V245H127ZM134 247V246H133ZM136 247V246H135ZM160 247V246H159ZM192 247V246H191ZM191 247H188V248H191ZM208 247V246H207ZM212 247V246H211ZM12 248V247H11ZM15 248V247H14ZM62 248H64V246L62 247ZM66 248V247H65ZM126 248V247H125ZM164 248V247H163ZM170 248V247H169ZM194 248V247H193ZM203 248H205V247H203ZM219 248V247H218ZM223 248H224V246H223ZM233 248H235V249H238V250H241L240 252L238 251V250H236V251H234V249ZM8 249V248H7ZM25 249V248H24ZM28 249V248H27ZM34 249V248H33ZM32 249V250H33ZM45 249V248H44ZM117 249V250H118ZM124 249V248H123ZM127 249V248H126ZM139 249V248H138ZM155 249H157V248H155ZM165 249V248H164ZM183 248H182V245H180V246H177V247H173V248H171L170 250H169V253L172 255L171 257H173V255H180L181 254V250H182ZM212 250L211 251H213V248H211ZM216 249V248H215ZM227 249V248H226ZM226 249H221L222 250V252L225 250L226 251ZM67 250V249H66ZM134 250V249H133ZM146 250V249H145ZM188 250V249H187ZM190 250V249H189ZM188 250V251H189ZM193 250V249H192ZM208 250H209V247H208ZM9 251V250H8ZM11 251H12V249H11ZM26 251V250H25ZM30 251V250H29ZM35 251V250H34ZM150 251V250H149ZM157 251H159V250H157ZM210 251V250H209ZM163 252V251H162ZM192 252V251H191ZM9 253V252H8ZM147 252H145V254H146ZM154 253V252H153ZM153 253H152V255H153ZM160 253V252H159ZM167 253H168V251H167ZM195 253V252H194ZM221 254V253H220ZM225 254H223L224 256H225ZM15 255V254H14ZM17 255V254H16ZM15 255V256H16ZM30 255V254H29ZM129 255V254H128ZM147 256H148V254H146ZM156 255V254H155ZM167 255V254H166ZM208 255H210V253L208 254ZM18 256V255H17ZM36 256V255H35ZM52 256V255H51ZM130 256V255H129ZM134 256V255H133ZM132 256V257H133ZM216 256V255H215ZM221 256H222V254H221ZM19 257V256H18ZM44 257H46V256H44ZM103 257V256H102ZM140 257V256H139ZM149 257V256H148ZM158 257V256H157ZM164 257V256H163ZM162 257V258H163ZM169 257V256H168ZM214 257V256H213ZM218 257V256H217ZM6 258H7V256H6ZM15 258V257H14ZM175 258H177V257H175ZM174 257H173V259H175ZM183 258V257H182ZM181 258V259H182ZM198 258V257H197ZM75 259V258H74ZM156 259H158V258H156ZM159 259H161V258H159ZM164 259V258H163ZM170 259V258H169ZM173 259H170V260H166V259H164V262H162V264H175V262H176V264H179L178 263V261H180L179 259H178V261H176V259L175 260H173ZM184 259H186V257L184 258ZM216 259V258H215ZM11 260V259H10ZM14 260V259H13ZM12 260V261H13ZM151 260H153V258L151 259ZM72 261V260H71ZM75 261V260H74ZM94 261H96V260H94ZM149 261V260H148ZM214 261V260H213ZM41 262V261H40ZM69 262V261H68ZM82 262V261H81ZM112 262V261H111ZM131 262V261H130ZM182 262V261H181ZM230 262V261H229ZM42 263H44V262H42ZM48 263V262H47ZM83 263H85V262H83ZM96 263V262H95ZM101 263H102V261H101ZM145 263V262H144ZM151 263V262H150ZM149 263V264H150ZM199 263H202V264H214V263H212V261L210 260V259H203L202 258V261H198V263L197 264H199ZM223 263V262H222ZM74 264V263H73ZM77 264H78V262H77ZM81 264V263H80ZM98 264H100V263H98ZM104 264V263H103ZM105 264H107V263H105ZM156 264H158V263H156ZM181 264V263H180ZM220 264V263H219Z\"/></svg>",
	"mask_w": 264,
	"mask_h": 264
}]
</instances>
